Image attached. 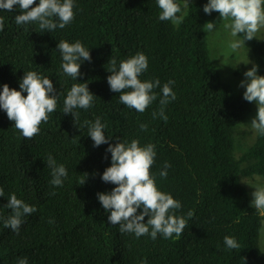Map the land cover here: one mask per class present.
I'll list each match as a JSON object with an SVG mask.
<instances>
[{
  "label": "trees",
  "instance_id": "trees-1",
  "mask_svg": "<svg viewBox=\"0 0 264 264\" xmlns=\"http://www.w3.org/2000/svg\"><path fill=\"white\" fill-rule=\"evenodd\" d=\"M207 3L198 0L177 26L159 20L155 0H74L72 23L50 33L36 23L17 25L18 6L13 12L0 10V91L4 84L19 91L24 72L35 71L52 81L57 94L55 111L32 140L23 138L0 109V217L11 215L6 205L13 193L37 209L23 217L18 235L0 220V264H18L25 257L27 264H264L258 244L262 216L250 207L240 183L241 176H264V136L257 134L254 145L235 157L233 130L247 118L252 103L221 81L209 57L204 24L219 14H205ZM61 40L80 41L90 50L91 62L81 64L77 81L63 74L57 50ZM245 45L252 50L257 75L264 76V42L254 38ZM138 52L148 58L139 79H159L155 93L174 81L170 87L176 99L165 107L166 121L152 117L160 109V95L141 114L110 91L109 60L115 58L118 67ZM75 83H86L97 98L88 110L74 109L80 113L74 123L64 115L63 101ZM96 118L106 125L109 144L136 139L141 147L155 146L150 171L158 189L181 203L175 215L187 222L179 237L136 238L108 222L110 213L97 193L116 187L101 180L111 166L109 144L93 147L88 128L82 127ZM49 155L68 172L62 187L50 184ZM166 162L170 167L162 179L159 172ZM226 236L240 248L229 250Z\"/></svg>",
  "mask_w": 264,
  "mask_h": 264
},
{
  "label": "clouds",
  "instance_id": "clouds-1",
  "mask_svg": "<svg viewBox=\"0 0 264 264\" xmlns=\"http://www.w3.org/2000/svg\"><path fill=\"white\" fill-rule=\"evenodd\" d=\"M159 8V20L170 21L174 25L183 23V15L178 0H155ZM184 8L189 7V0H183ZM35 5V6H34ZM18 6L19 15H15L17 25L36 23L44 32H52L64 29L71 24L74 17V0H0V10L13 12ZM205 14L213 12L219 14L223 27L230 30L232 37L242 35L243 39L229 44L232 51H236L251 41L256 34L264 28V0H208L204 5ZM4 20L0 18V31H3ZM204 28L208 33L216 29L215 22H207ZM62 64L63 74L77 81L81 76V64L91 62L90 50L86 49L80 41L69 43L61 40L57 44ZM250 63V61H248ZM111 67L107 70L111 75L107 77L110 91L120 93L119 101L129 109L138 113H144L146 109L157 100L160 95L158 112L154 111L152 117L167 120L164 114L165 107L176 99L170 85L174 81H168L157 94L154 89L160 87L159 79L155 81H141L139 77L148 69V58L143 53H136L128 59L122 60L117 67L115 58L108 62ZM258 65H253L244 73L245 79L239 87L244 88L243 99L249 103L255 102L257 115L251 120L250 126L259 136H264V76L257 75ZM19 91L10 89L7 84L0 91V109H2L9 121L13 122L14 128L20 135L32 140L40 132V125L47 123L49 114L57 107V94L52 81L47 77H41L35 71L24 72L19 82ZM23 93H27L26 96ZM90 93L86 83H75L67 92L63 101L64 115H71L78 121L80 113L74 109L88 110L93 107L96 99ZM82 127L88 128V136L93 141V147L109 144L104 129L106 125L101 123L100 118L95 122L85 120ZM140 129L147 131V125L141 124ZM111 153V166L106 168L101 180L106 184L115 185L110 193H97L98 201L105 212L110 213L107 217L111 225H119L121 233L134 234L136 238L145 235L155 240L160 234L165 239L173 235L179 237L187 227L186 220L175 215L182 205L170 194L160 191L156 179L151 173L155 163L156 151L153 144L141 147L139 141L133 139L128 142H117L106 149ZM51 171L50 184L53 187H62L68 172L64 165H57L56 160L49 155L46 161ZM167 162L163 171L159 172L162 179L167 178ZM54 194V193H53ZM4 196V190L0 187V197ZM250 207L264 215V187L257 185L252 193ZM11 210V215L3 220L4 228H9L17 235L23 223V217L37 211L34 206L26 204L13 193L8 198L6 205ZM138 210L140 213L138 214ZM193 214L188 213L190 218ZM145 217L147 222L145 223ZM54 221H50L52 223ZM224 244L229 250L240 248L234 237L226 236ZM18 264H27V258L18 260Z\"/></svg>",
  "mask_w": 264,
  "mask_h": 264
},
{
  "label": "rangeland",
  "instance_id": "rangeland-1",
  "mask_svg": "<svg viewBox=\"0 0 264 264\" xmlns=\"http://www.w3.org/2000/svg\"><path fill=\"white\" fill-rule=\"evenodd\" d=\"M198 0H189V7L184 8L183 0H178L182 6V12L178 15L185 16L188 9ZM215 22L216 29L212 33L206 32L207 49L209 57L219 73L220 79L224 84L232 88L236 94L243 95L245 89L239 87L241 81L245 79L244 73L249 71L255 64L252 50L246 45L236 51L229 48L231 42L240 40V38L232 37L230 30L223 27V21L220 17ZM255 39L264 42V28L257 34ZM250 61V63H248ZM257 115V107L255 102H252L251 111L247 118L239 123L233 130V148L234 155L237 159L241 158L249 148H251L257 137V133L251 128L250 123ZM247 164H242L241 167H246ZM241 185L246 189L250 203L252 202V193L257 185L264 187V176L240 177ZM262 216L261 230L259 233V249L264 252V215Z\"/></svg>",
  "mask_w": 264,
  "mask_h": 264
}]
</instances>
